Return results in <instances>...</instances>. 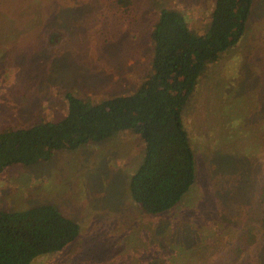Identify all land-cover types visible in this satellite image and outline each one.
Returning <instances> with one entry per match:
<instances>
[{"label":"rangeland","instance_id":"obj_1","mask_svg":"<svg viewBox=\"0 0 264 264\" xmlns=\"http://www.w3.org/2000/svg\"><path fill=\"white\" fill-rule=\"evenodd\" d=\"M117 1L0 0V130L62 117L66 94L98 102L132 93L150 71L159 10L179 11L201 33L214 5ZM183 122L196 178L163 214L131 201L144 147L128 131L1 173L0 209L48 203L80 226L71 244L32 264H264V0H253L240 41L200 77Z\"/></svg>","mask_w":264,"mask_h":264},{"label":"trees","instance_id":"obj_2","mask_svg":"<svg viewBox=\"0 0 264 264\" xmlns=\"http://www.w3.org/2000/svg\"><path fill=\"white\" fill-rule=\"evenodd\" d=\"M129 1L117 4L125 8ZM252 4L253 0H214L201 33L189 28L179 11L160 9L150 33V71L139 86L132 93L98 102L66 94L62 117L4 127L0 174L12 166L31 167L56 152L75 151L128 131L138 135L144 147L142 161L128 183L131 201L149 215L174 208L196 178L195 154L183 122L185 107L206 68L240 41ZM260 223L264 227V214ZM79 232V224L52 204L0 209V264H32L62 251Z\"/></svg>","mask_w":264,"mask_h":264}]
</instances>
